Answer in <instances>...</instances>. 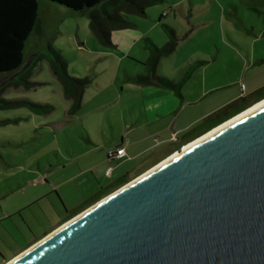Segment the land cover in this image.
I'll use <instances>...</instances> for the list:
<instances>
[{
	"label": "rangeland",
	"instance_id": "obj_1",
	"mask_svg": "<svg viewBox=\"0 0 264 264\" xmlns=\"http://www.w3.org/2000/svg\"><path fill=\"white\" fill-rule=\"evenodd\" d=\"M162 10H166L168 15L158 21ZM56 11L52 19L46 16L40 18L26 44V57L32 56L29 65L31 74L33 77L38 75L36 82L39 80L44 83L39 85V82L36 87L25 88L6 85V82L1 83L0 80V89L5 87L2 93L4 98L23 96L35 101H52L56 105L46 114L35 113L28 106L0 108L2 209L25 202L27 190L31 188L42 190V179L49 171L50 162H57L58 153L66 152L65 146L69 141L71 147H79L81 132L90 131L98 138L100 118L111 126L109 114L120 111L124 106L131 121L130 116L133 115L128 105L131 100L162 99L166 97L165 91L173 93L166 88L125 79L116 61L120 58L122 63V53L145 58L150 51L143 45L144 36L154 38L159 45H163L168 31L163 23L167 22L173 26L180 37L187 34L176 50L161 59L158 72L173 75L193 62L206 65L209 60L211 67L207 68V73L221 77L222 81L226 82L239 70V76L231 87L211 96V99L215 100L233 95V88L243 94L249 89L248 85L257 82L259 77H264V63L248 69L251 51L260 58L264 54V0H164L148 7L149 16L142 19L139 27L114 30L111 45H105L98 39L91 28V18L88 14ZM49 45L61 49L59 53L65 55L72 64L70 70L73 74L82 76L86 70L91 73L96 70L99 73L92 76L93 82L85 94L82 107L73 117L67 116L65 112L69 103L53 83L54 75L49 59L43 60L41 57L43 51L51 54ZM104 54L108 55L105 59ZM234 63H244V66H233ZM226 67L231 71H225ZM17 75L11 76L10 79L14 80ZM114 100H120L128 106L121 103L119 109ZM14 118L18 119L13 120ZM42 125L47 126L44 132L41 130ZM148 169L142 167L133 177L140 176ZM48 176L51 180L56 177L51 172ZM73 196L69 194L66 197L67 200L70 198V206L77 202ZM74 216L54 226L57 222L50 224L47 218L43 219V215H39L42 225H36L34 234H29V241L32 242L24 250ZM19 248V245L12 243L11 249L6 248L4 254L10 257ZM10 259L2 264H6Z\"/></svg>",
	"mask_w": 264,
	"mask_h": 264
},
{
	"label": "water",
	"instance_id": "obj_2",
	"mask_svg": "<svg viewBox=\"0 0 264 264\" xmlns=\"http://www.w3.org/2000/svg\"><path fill=\"white\" fill-rule=\"evenodd\" d=\"M9 264H264V103L176 150Z\"/></svg>",
	"mask_w": 264,
	"mask_h": 264
},
{
	"label": "crops",
	"instance_id": "obj_3",
	"mask_svg": "<svg viewBox=\"0 0 264 264\" xmlns=\"http://www.w3.org/2000/svg\"><path fill=\"white\" fill-rule=\"evenodd\" d=\"M56 10L62 11L66 14H88L87 12L76 13L62 5L45 1L41 5L38 21L45 16L52 19L53 14L57 12ZM163 11L164 10H162L160 14ZM160 14L157 18L158 21L164 18L160 16ZM167 15L168 13L165 16ZM147 16H149V14L145 17ZM143 18L144 17L136 18L137 24L135 27L141 25L140 23ZM168 25L171 26L170 24ZM171 27L176 32V29L173 26ZM176 34L178 35L177 32ZM186 34L187 33L182 35L183 38ZM166 36L165 43L168 40L167 33ZM144 37L145 42L143 45L145 48L149 49L150 54L151 50L146 41V37L148 36ZM183 38L179 40V43ZM151 39L158 46H162L159 45L154 38ZM54 48L61 52L60 48ZM149 54L145 58H140L130 53H122V63L120 58H118L116 60L118 62L117 65L119 69L123 71L125 79L140 84H148L153 87L166 88L172 90L173 93L165 91L166 97L162 99L150 98L149 100L143 101L135 99L131 100L128 103L131 114L133 115L130 116L132 119L131 121L127 116L124 106L122 108L120 107L121 103L125 106L128 105L120 100L119 102L118 100H114V104H116L119 109L121 108V110L109 114L111 126H108V124L100 118L97 134L99 135L98 138L97 136L92 135L90 131L86 133L81 132L79 147H71V141H69L65 146L66 152L58 153L57 162H50L49 171L46 177L42 179V190H40V188H31L29 191L27 190L28 196L25 199V202L4 209L0 207V217L8 215L6 218L7 221L5 220V223H0V264L11 257L14 258L19 255L20 252H23L22 250L32 242L29 241V234H34L36 225H42V220L39 218V215H43V219L47 218V220L50 221V224L57 222L54 226L59 225L67 218L76 215L80 211L94 204L96 201L115 191V189H118L125 183L134 179V174L142 167L150 169V167L157 165L176 150L184 147L186 144L204 135V133H207L211 129L227 121L229 118L242 112V109H238L239 103L237 104V101L240 98L246 97V100H244L243 103L246 101L256 103L264 98V77H259L257 82L253 83L254 80L252 82L253 84L248 85L249 89L243 93L244 95L240 94L237 89L233 88L231 90L233 95L227 98L218 97L220 98L219 100L211 99V96L228 89L234 82H236V79L239 76V70L236 71L235 76L233 75L229 81L223 82L221 77L217 78L213 76L212 73H207V68L211 67V64H208L209 60L206 61V65L199 62H193L187 67H183L181 71H177L173 75H170L158 72V65L164 56L161 57L155 73L175 82L180 86L179 89H174L173 86L167 84L164 85L163 83H157L153 74L149 75L151 76L150 82H139L135 79L138 74H149L147 67L143 65V62L147 60ZM107 56L108 55L104 54V59ZM41 57L43 60L45 58L49 59L50 68L54 75L53 83L58 86L59 92L68 100L69 106L65 111L67 116L73 117L82 107L85 94L89 90V85L93 82L92 76L99 73H97L96 70H93L92 73L87 72L86 70L85 74L82 76L73 74L70 70L72 64L68 62L67 57L64 55L69 65V71L73 76L80 78L87 77L89 79L80 108L72 112L70 110L72 101L66 96L61 82L52 69V53L47 54L43 51ZM261 57L262 58L256 56L255 52L251 51L248 58V69L250 70L251 67L264 63V54ZM40 59L41 58H39V60ZM215 59L216 58L214 57V60ZM236 65L244 66V63L233 64V66ZM225 71L231 70L226 67ZM114 73H116V71H114ZM37 76L33 77V74H31V79L35 81ZM37 81L41 82L39 85L44 83L43 81ZM14 98L18 97L10 99ZM24 98L32 100L28 97ZM37 102L48 103L51 105L48 112L39 114L49 113L56 107L52 101ZM142 102L144 104H142ZM16 119L18 118H14L13 120ZM60 125L62 126L63 124L60 123ZM46 128V125L41 126L43 132ZM118 145L125 146L127 153L126 156L110 160L108 157L109 151L113 150ZM116 160L118 161L115 165ZM110 166H113L112 172L108 175L106 174V169ZM44 167L45 166H43V168ZM50 172L53 173L54 176L56 175L53 180L48 176ZM69 194H73L74 199L77 200V202L71 206L69 204L71 201H68L70 198H68V200L66 198ZM2 213L4 215H1ZM31 227L33 229H31ZM20 230H23L24 232V236L21 238H19ZM12 243L19 245L20 248L10 257H6L4 250H6V248L11 249Z\"/></svg>",
	"mask_w": 264,
	"mask_h": 264
},
{
	"label": "trees",
	"instance_id": "obj_4",
	"mask_svg": "<svg viewBox=\"0 0 264 264\" xmlns=\"http://www.w3.org/2000/svg\"><path fill=\"white\" fill-rule=\"evenodd\" d=\"M52 2L62 5L76 13L87 12L90 15L91 28L97 37L105 44H112V33L114 30L122 28H134L137 24V17H145L148 13V7L157 5L163 0H0V76L1 83L6 85L22 86L25 88L35 87L36 82L31 79V69L26 68L18 73L19 69L27 60L26 44L32 35L38 21L39 12L42 3ZM167 11L164 10L160 16L164 17ZM166 26L168 40L158 46L150 37H146L147 45L151 53L143 65L147 67L149 74H138L136 80L147 83L151 81L150 74H153L157 83L173 86L179 89L175 82L164 76L155 73L161 57L171 53L183 36H178L176 32L167 23ZM50 52L53 55L51 66L59 81L61 82L66 96L72 103L70 110L72 112L80 108L84 92L89 83L87 77L80 78L73 76L69 71V65L64 55L60 54L56 48L49 45ZM18 74L14 80L11 76ZM5 87L0 89V108L28 106L36 113L48 112L51 107L48 103L33 101L24 97L14 99L4 98L2 93ZM242 97L237 101L238 109H246L255 102L246 101ZM250 103V104H249ZM112 160L111 156H108Z\"/></svg>",
	"mask_w": 264,
	"mask_h": 264
},
{
	"label": "bare ground",
	"instance_id": "obj_5",
	"mask_svg": "<svg viewBox=\"0 0 264 264\" xmlns=\"http://www.w3.org/2000/svg\"><path fill=\"white\" fill-rule=\"evenodd\" d=\"M261 103H264V98H263L262 100L257 101L256 103L252 104L251 106H249L248 108H246L245 110H243V111L240 112L239 114L235 115L234 117L229 118V119H228L227 121H225L224 123H226V122H228V121L234 119V118L237 117V116L243 115V114L246 113L250 108H252L254 105H256V104H261ZM224 123H222V124L216 126L215 128L211 129L210 131L215 130V129L221 127ZM210 131H208V132H210ZM208 132H207V133H208ZM207 133H204V135H206ZM204 135H202V136H200L199 138L193 140L192 142L186 144V145L184 146V148L188 147L189 145H191L192 143H194L195 141H197L198 139H200V138L203 137ZM172 155H173V154H171L170 156H172ZM170 156H168V157H170ZM168 157H167V158H168ZM167 158H165V159H167ZM165 159H164V160H165ZM164 160H163V161H164ZM148 170H149V169H148ZM148 170H147V171H148ZM147 171H146V172H147ZM144 173H145V172H144ZM144 173H142V174H144ZM142 174H141V175H142ZM141 175H140V176H141ZM138 177H139V176H138ZM138 177H136V178H138ZM134 179H135V178H134ZM134 179H133V180H134ZM133 180H131V181H133ZM66 222H67V221H66ZM66 222H65V223H66ZM65 223H63L61 226H63ZM61 226H59V227H61ZM59 227H58V228H59ZM55 230H56V229H55ZM52 232H53V231H52ZM49 234H50V233H49ZM46 236H47V235H46ZM39 241H40V240H39ZM39 241H37V242H39ZM37 242H36V243H37ZM34 244H35V243H34ZM34 244H33V245H34ZM31 246H32V245H31ZM31 246H30V247H31ZM28 248H29V247H28ZM28 248H27V249H28ZM24 251H25V250H24ZM21 253H22V252H21ZM21 253H20V254H21ZM17 256H18V255H17ZM17 256H16V257H17ZM16 257H14L13 259H15ZM13 259H11L10 261H8L6 264H9Z\"/></svg>",
	"mask_w": 264,
	"mask_h": 264
},
{
	"label": "built area",
	"instance_id": "obj_6",
	"mask_svg": "<svg viewBox=\"0 0 264 264\" xmlns=\"http://www.w3.org/2000/svg\"><path fill=\"white\" fill-rule=\"evenodd\" d=\"M126 149L124 145H118L117 147H115L113 150L109 151V156L112 157V159L115 158H122L126 156ZM112 167L110 166L106 169V174L110 175L112 172Z\"/></svg>",
	"mask_w": 264,
	"mask_h": 264
},
{
	"label": "flooded vegetation",
	"instance_id": "obj_7",
	"mask_svg": "<svg viewBox=\"0 0 264 264\" xmlns=\"http://www.w3.org/2000/svg\"><path fill=\"white\" fill-rule=\"evenodd\" d=\"M7 216H8V215H5V216L0 217V223H5V220H6ZM6 221H7V220H6ZM31 229H33V228L31 227ZM19 232H20V233H19V234H20V235H19V236H20L19 238L23 237V236H24V235H23V234H24L23 230H20ZM25 236H26V235H25ZM18 240H19V239H18Z\"/></svg>",
	"mask_w": 264,
	"mask_h": 264
}]
</instances>
